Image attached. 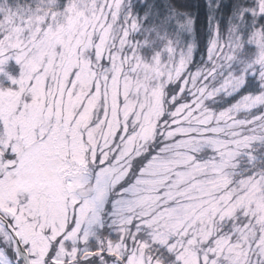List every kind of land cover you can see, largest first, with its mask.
<instances>
[{"label":"snow or ice","instance_id":"obj_1","mask_svg":"<svg viewBox=\"0 0 264 264\" xmlns=\"http://www.w3.org/2000/svg\"><path fill=\"white\" fill-rule=\"evenodd\" d=\"M0 264H264V0H0Z\"/></svg>","mask_w":264,"mask_h":264}]
</instances>
